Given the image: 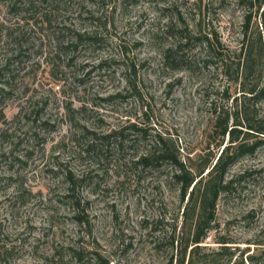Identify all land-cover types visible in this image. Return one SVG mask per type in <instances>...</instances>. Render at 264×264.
<instances>
[{
  "label": "rangeland",
  "instance_id": "obj_1",
  "mask_svg": "<svg viewBox=\"0 0 264 264\" xmlns=\"http://www.w3.org/2000/svg\"><path fill=\"white\" fill-rule=\"evenodd\" d=\"M260 72L264 0H0V264H179L187 197L138 160L160 135L213 164L215 117ZM131 123L146 135L105 138ZM229 179L198 258L264 264V144Z\"/></svg>",
  "mask_w": 264,
  "mask_h": 264
},
{
  "label": "trees",
  "instance_id": "obj_2",
  "mask_svg": "<svg viewBox=\"0 0 264 264\" xmlns=\"http://www.w3.org/2000/svg\"><path fill=\"white\" fill-rule=\"evenodd\" d=\"M259 45L261 47V40H259ZM254 66V60L248 53L243 59L244 83L250 81ZM224 73H227L226 70H224ZM261 77L260 72L259 84L243 85V105L240 106V109L237 104L239 99L234 98L236 108L234 113L222 111L215 117V127L221 137L218 146H221L226 135L228 137V145L222 148L213 164H209V161L206 160L193 172L190 166L180 160L179 151L171 147L168 141L160 135H156L155 142L150 150L138 160L145 168H157L162 163H170L174 169L172 179L174 183L179 185L181 201H184L185 197H187L183 217L185 220L192 219V222L181 238L182 240L179 239V264H185L188 248L190 249L186 264H208L206 261L199 260L198 254L202 249L200 244L207 233L215 227V207L220 193L230 191L232 188L234 180H225L226 173L239 157L252 155L258 147L264 144V126H260L262 121L258 122L255 119V106L264 98V78ZM230 121H232L231 125H229ZM138 125L131 123L125 128L112 131L105 138L119 137L126 129L146 135V128ZM253 135L256 136L254 137ZM252 137L255 139L250 142ZM205 171H207L206 180L202 176ZM174 241L173 237L172 244H174ZM176 242L178 243V241ZM219 243L221 245L217 254L222 255V253L229 250L230 246L227 245L229 242L225 239H222ZM229 255L231 256L232 254L229 253ZM248 260L251 264L253 263L252 257L249 256ZM169 264H172V258L169 260ZM227 264H243V261L241 260L237 263L236 261L228 260Z\"/></svg>",
  "mask_w": 264,
  "mask_h": 264
}]
</instances>
